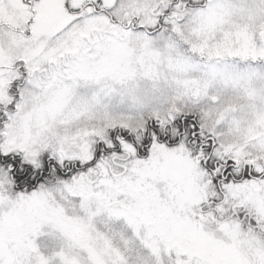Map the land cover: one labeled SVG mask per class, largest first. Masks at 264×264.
Instances as JSON below:
<instances>
[{
	"label": "snow or ice",
	"instance_id": "snow-or-ice-1",
	"mask_svg": "<svg viewBox=\"0 0 264 264\" xmlns=\"http://www.w3.org/2000/svg\"><path fill=\"white\" fill-rule=\"evenodd\" d=\"M0 264H264V0H0Z\"/></svg>",
	"mask_w": 264,
	"mask_h": 264
}]
</instances>
